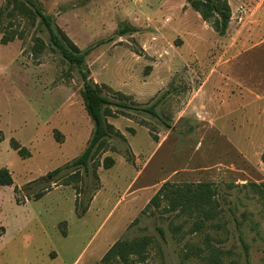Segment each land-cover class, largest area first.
<instances>
[{"label":"rangeland","instance_id":"obj_1","mask_svg":"<svg viewBox=\"0 0 264 264\" xmlns=\"http://www.w3.org/2000/svg\"><path fill=\"white\" fill-rule=\"evenodd\" d=\"M31 1L92 49L88 78L127 108L106 107L123 139L105 138L87 173L52 175L92 135L82 80L29 5L0 0V169L13 181L0 187V264H264V200L249 187L264 182V0H225L223 35L185 0ZM157 100L155 117L143 111ZM137 239L142 255L101 261Z\"/></svg>","mask_w":264,"mask_h":264},{"label":"trees","instance_id":"obj_2","mask_svg":"<svg viewBox=\"0 0 264 264\" xmlns=\"http://www.w3.org/2000/svg\"><path fill=\"white\" fill-rule=\"evenodd\" d=\"M22 3H26L29 5L33 10V15L36 16L40 24L45 28V30L48 33V38L51 46L55 48L58 53L61 55V57L68 62L70 65H74L81 77L82 80V99L84 102V110L91 120L93 124V131L91 138L88 141V144L82 154L76 158L72 163L66 164L64 168H58L56 169L52 175H57L60 173L63 169L67 168H73V167H82L85 173L89 171L88 167V161L92 156V151L95 148H99L105 138H110L113 135L117 136L120 139H123V136L114 129V127L108 123L105 119L107 116H111L109 114L106 107L115 106L120 108H127L126 104L119 103V102H113L108 97L104 96L102 94V88L98 86L97 84L92 83V81L88 78L87 72L83 69V65L85 63V59L88 56V54L92 51V49L80 51L79 48L73 44L63 33L59 32L57 29H55L52 21V16L45 14L40 7L36 6L35 3L31 0H21ZM24 1V2H23ZM186 3L190 6L191 9H193L195 12H197L201 19L204 22H209L211 18L214 16H217V19L214 18L212 22V27L214 31L219 34L223 35L227 28V23L231 17L230 15V9L227 5L225 0H185ZM8 4L10 2L7 1ZM24 3V4H25ZM219 4V5H218ZM136 32L135 28H121L120 34L124 35L128 32ZM21 35H12V36H4L1 39V44H7L9 42L14 41L16 38H21ZM119 97L126 98L123 94L118 93ZM160 100H157V102L153 103L151 106L144 108L143 111L147 113L148 115L155 117L156 112L154 108L156 107L157 103H159ZM54 138L57 142H60L61 139L58 136V132L54 130ZM3 141V136L0 131V142ZM10 148L17 153V155L20 158H27L28 157V151L27 149L22 146L17 140L14 138H11L9 141ZM260 160L262 163H264V151L261 154ZM114 160L107 156L103 159V168L109 169L113 167ZM95 180H97L96 174L94 175ZM13 183L12 176L10 172L6 168L0 169V187L3 186H11ZM250 189L252 192L259 196L260 199L264 200V182L260 184L256 183H250L249 184ZM25 192L31 191V184H27L24 187ZM17 189H14V192L16 193ZM45 192H38L34 195V200H38ZM160 194H162V190H160L154 197L151 198L149 204L155 205L156 200L159 199ZM77 204L75 201V210L77 211ZM87 211V207L83 208V211L81 212V215L84 214ZM80 214V213H79ZM65 234V233H63ZM148 244L147 239L142 240H135L132 242H116L112 245V247L106 252V254L102 258V262H109L115 257L120 258L123 261H126L128 259V256L133 254L140 256L142 255L143 250L146 249ZM245 252H246V247Z\"/></svg>","mask_w":264,"mask_h":264},{"label":"crops","instance_id":"obj_3","mask_svg":"<svg viewBox=\"0 0 264 264\" xmlns=\"http://www.w3.org/2000/svg\"><path fill=\"white\" fill-rule=\"evenodd\" d=\"M186 5H187V7H189L190 8V6L186 3ZM153 190V189H152Z\"/></svg>","mask_w":264,"mask_h":264}]
</instances>
